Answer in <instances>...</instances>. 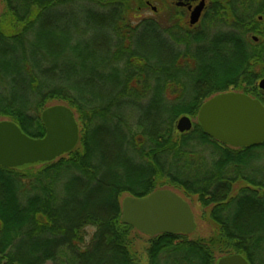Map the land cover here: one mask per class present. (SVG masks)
Returning a JSON list of instances; mask_svg holds the SVG:
<instances>
[{
  "label": "trees",
  "instance_id": "obj_1",
  "mask_svg": "<svg viewBox=\"0 0 264 264\" xmlns=\"http://www.w3.org/2000/svg\"><path fill=\"white\" fill-rule=\"evenodd\" d=\"M168 1L166 22L142 16L151 0H2L0 121L40 139L43 111L65 105L80 140L52 162L0 166V264H142L122 199L166 189L197 198L217 234L147 236V264H264V143L176 130L219 94L264 105V0H206L196 27Z\"/></svg>",
  "mask_w": 264,
  "mask_h": 264
},
{
  "label": "water",
  "instance_id": "obj_2",
  "mask_svg": "<svg viewBox=\"0 0 264 264\" xmlns=\"http://www.w3.org/2000/svg\"><path fill=\"white\" fill-rule=\"evenodd\" d=\"M172 1L177 7L188 8L191 27L200 23L206 0ZM195 3L197 5L193 8ZM254 41L258 39L254 38ZM258 86L264 91V79ZM41 118L46 134L40 139L26 135L11 121H0V166L28 169L55 161L77 147L80 130L75 113L69 107L50 106L43 111ZM197 122L210 138L235 149L264 143V105L244 93L228 92L209 99L201 106ZM193 126L191 118L184 116L177 121L176 130L187 134ZM122 215L124 224L148 237L191 235L197 228L190 205L171 190H158L144 198H125ZM218 264L250 263L236 254L220 259Z\"/></svg>",
  "mask_w": 264,
  "mask_h": 264
},
{
  "label": "rangeland",
  "instance_id": "obj_3",
  "mask_svg": "<svg viewBox=\"0 0 264 264\" xmlns=\"http://www.w3.org/2000/svg\"><path fill=\"white\" fill-rule=\"evenodd\" d=\"M151 1L152 2H147L150 4L149 6L147 4L143 6L142 16L149 18V17L154 16L155 12H161L162 11V14H159V15L161 18L166 19V22H167V10H168L167 6H169L171 3L168 0H164V1H162V0H151ZM194 5L196 6L197 3H195ZM154 8L156 9L155 12H154ZM4 11H5L4 4L2 3V0H0V17L2 14H4ZM188 19H189V15H188ZM237 93H241V92H237ZM58 105H60V104H58ZM191 120L193 121V124L197 123V118L196 119L191 118ZM242 186H244V185L241 183L236 184L234 186V189H233V194H236L239 191V188H241ZM166 190H168V189H166ZM175 193H177L179 196L183 197L179 192H175ZM127 197L128 196H124L122 201ZM186 202L190 205L192 212L194 214V217H195V222L197 224V228H196L195 232L192 233L189 237L192 240H198V239L210 240L212 237H214L217 234V228L209 220L207 213H206V212H208V210L201 208V206L197 202V198L186 199ZM132 238L134 240L133 246H132L133 253H135L138 256V258L140 259V262L142 264H147V258L145 255V251H146V248L148 246V241H149L148 237L146 235L140 233L139 231L138 232L136 231V232L132 233ZM218 257H219V255H217V259H218ZM220 259H222V258H220Z\"/></svg>",
  "mask_w": 264,
  "mask_h": 264
},
{
  "label": "flooded vegetation",
  "instance_id": "obj_4",
  "mask_svg": "<svg viewBox=\"0 0 264 264\" xmlns=\"http://www.w3.org/2000/svg\"><path fill=\"white\" fill-rule=\"evenodd\" d=\"M195 7V5L193 4V8ZM183 9H186L187 10V12H188V14L190 15V12H189V10H188V8H183ZM220 143V142H219Z\"/></svg>",
  "mask_w": 264,
  "mask_h": 264
}]
</instances>
